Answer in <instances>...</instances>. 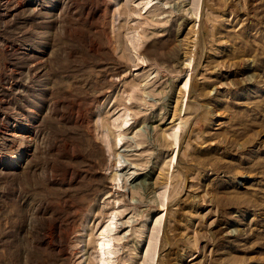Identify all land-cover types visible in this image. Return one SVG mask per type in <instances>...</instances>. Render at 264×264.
<instances>
[{"label":"rangeland","instance_id":"rangeland-1","mask_svg":"<svg viewBox=\"0 0 264 264\" xmlns=\"http://www.w3.org/2000/svg\"><path fill=\"white\" fill-rule=\"evenodd\" d=\"M0 129V264H264V0H0Z\"/></svg>","mask_w":264,"mask_h":264},{"label":"bare ground","instance_id":"bare-ground-1","mask_svg":"<svg viewBox=\"0 0 264 264\" xmlns=\"http://www.w3.org/2000/svg\"><path fill=\"white\" fill-rule=\"evenodd\" d=\"M150 7H151V5H150ZM21 126V127H20ZM18 127H20V128H24V130L25 131H27V129H26V126L24 125V124H19V126ZM1 130V129H0ZM19 129H15V128H11V130L9 131V134H12V135H15V134H17L16 133V131H18ZM120 140H121V137L119 136L118 137ZM119 140V141H120ZM121 142V141H120ZM11 143V142H10ZM117 144H118V142H117ZM2 150V149H1ZM16 160V159H15ZM14 162V161H13ZM12 161L10 162V164L11 165H15V163H13ZM119 162V161H118ZM120 162H122V161H120ZM123 163V162H122ZM121 163V164H122ZM0 164H3V162H1V160H0ZM119 165H120V163H119ZM123 167H124V165H123ZM142 181V180H141ZM142 184H143V186L144 185H146V184H148V183H146V181H145V179L141 182ZM140 183V184H141ZM111 223H114V222H112L111 221ZM107 228H109V230L111 231L112 230V228H110V227H107ZM107 231H108V229H105L104 228V230H102L101 232H100V237H99V239H102V240H100V242H99V259L100 260H102V258L104 259V260H106L105 258H107V255L108 254H112V250H111V248H110V241L108 240V235L106 234L107 233ZM112 234V233H111ZM103 260V261H104Z\"/></svg>","mask_w":264,"mask_h":264}]
</instances>
